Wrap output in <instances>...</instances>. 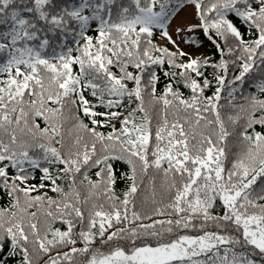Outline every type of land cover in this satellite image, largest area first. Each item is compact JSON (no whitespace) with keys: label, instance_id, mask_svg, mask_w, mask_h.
<instances>
[{"label":"snow or ice","instance_id":"1","mask_svg":"<svg viewBox=\"0 0 264 264\" xmlns=\"http://www.w3.org/2000/svg\"><path fill=\"white\" fill-rule=\"evenodd\" d=\"M0 195V264H264V0H0Z\"/></svg>","mask_w":264,"mask_h":264},{"label":"trees","instance_id":"2","mask_svg":"<svg viewBox=\"0 0 264 264\" xmlns=\"http://www.w3.org/2000/svg\"><path fill=\"white\" fill-rule=\"evenodd\" d=\"M5 203H6V198L3 195H0V207L4 206Z\"/></svg>","mask_w":264,"mask_h":264},{"label":"rangeland","instance_id":"3","mask_svg":"<svg viewBox=\"0 0 264 264\" xmlns=\"http://www.w3.org/2000/svg\"><path fill=\"white\" fill-rule=\"evenodd\" d=\"M200 51H203V49H201Z\"/></svg>","mask_w":264,"mask_h":264}]
</instances>
